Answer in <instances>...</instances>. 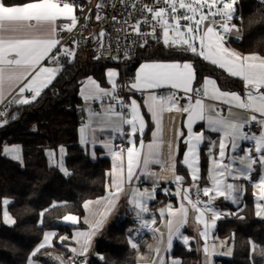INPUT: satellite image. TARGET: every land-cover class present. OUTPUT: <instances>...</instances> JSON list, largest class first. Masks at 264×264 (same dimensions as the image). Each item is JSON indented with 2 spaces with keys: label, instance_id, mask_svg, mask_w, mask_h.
Listing matches in <instances>:
<instances>
[{
  "label": "snow or ice",
  "instance_id": "6c2138e0",
  "mask_svg": "<svg viewBox=\"0 0 264 264\" xmlns=\"http://www.w3.org/2000/svg\"><path fill=\"white\" fill-rule=\"evenodd\" d=\"M237 3L238 0H120L124 12L111 17L112 26L121 40H127L133 46L131 50L155 42L174 50L170 55L190 53L219 67L230 77L239 78L243 94L221 89L210 77H205L199 87H194L197 74L189 61L143 63L127 84L118 82L119 72L114 69L106 72L109 87H103L91 77L81 82L80 96L88 107L86 122L79 130L80 143L91 144L93 157L96 146L106 149L112 168L106 174L111 177L108 196L83 204L91 219L81 221L74 214L62 217V222L72 226L81 222L89 226L86 231L77 229L73 233L77 247L69 250L74 257L84 258L78 264H87L92 239L102 228L119 195L125 191L126 184L130 186L128 202L135 209L138 221L134 232L129 229L133 232L129 243L137 250L139 241L136 237L142 240L145 232L163 244L164 234L154 227L156 214L149 209L160 181L174 184V193L167 187L160 190L179 198V207L174 209L169 204L159 211L162 219L168 218L166 253L171 252L174 238L184 245L189 244L190 238L181 230L188 223L191 210L195 213V222L201 226L199 236L204 241V264H212L217 221L224 215H237L223 212L216 201L222 199L240 207L246 191L241 181L252 184L256 215L264 217V55H241L227 46L231 34L239 31L238 24L243 19L237 13ZM260 3L264 4V0ZM108 7L105 0H100L96 5V21L108 22V17L102 14ZM110 7L115 9L117 5L113 2ZM77 10L83 11L77 0H0V105H3L0 126L8 123L9 109L13 105H30L42 96L63 71L62 59L69 63L75 60L79 41L73 39L70 45L62 43V34L72 33L77 28ZM234 20L237 23H233ZM106 38L112 39L111 34L102 28L96 37L100 50L94 57L97 60L104 58L103 51L113 49V45L105 44ZM115 47L119 51V41ZM129 51L128 48L123 50L125 59L130 58ZM112 59L118 60V56L114 55ZM125 89L127 99L121 95ZM161 89L170 91L161 94L158 91ZM137 92L145 97L143 106L135 98ZM143 108L154 125L152 139L147 143L143 137L149 121ZM172 112L181 114L183 128L175 131L173 139H166L162 121L164 114ZM213 133L219 134L218 137L214 139ZM117 139L122 143L116 144ZM243 142L250 146L243 148L241 153ZM181 143L185 151L179 162L189 171L187 187L184 186L186 177L177 173ZM202 145L207 147L210 163L209 183L203 186L200 183ZM165 150L167 155H164ZM2 154L23 163L20 146L5 145ZM65 155L63 146L59 147L58 157L56 151L48 152L54 166L68 175ZM153 165H159L169 175L153 171ZM257 167L261 174L254 180ZM141 177L151 181V191L137 186ZM14 203L8 198L0 199V219L5 225L16 224L8 210ZM102 203L104 210L95 211L94 206ZM66 206V202H53L50 207ZM47 212L49 209L40 212V224L44 223ZM54 238L67 247L64 242L68 237L46 231L42 241L29 254L27 264H41L39 257L44 254V249L53 247ZM149 248L153 253L151 264H181L177 258L166 260L160 247ZM258 249L264 255V248L250 242L252 253ZM56 260L58 264H65L60 257Z\"/></svg>",
  "mask_w": 264,
  "mask_h": 264
},
{
  "label": "trees",
  "instance_id": "16d2710c",
  "mask_svg": "<svg viewBox=\"0 0 264 264\" xmlns=\"http://www.w3.org/2000/svg\"><path fill=\"white\" fill-rule=\"evenodd\" d=\"M238 1L243 13L245 37L241 44L233 45L242 53L264 55V4L260 0ZM173 51L140 49L125 59L126 73L132 77L139 65L148 60H191L197 84L204 77L212 76L225 89L243 91L239 79L228 76L200 57L190 53L170 55ZM61 63L63 71L42 96L30 105L12 106L8 123L0 126V199L8 198L15 202L8 206V210L16 219L15 225H5L0 219V264H27L29 254L42 241L46 231H56L58 236H71L74 228L61 224L62 217L74 214L82 218L84 202L106 193L110 159L99 154L96 158L91 157L79 142L78 117L83 104L79 90L87 77L107 86L106 72L118 64L84 57L82 52L73 62ZM67 106L70 109H66ZM13 115L14 119L11 118ZM4 143L22 146L23 164L1 154ZM60 146L66 148L68 175L52 166L47 157V150H57ZM183 170L179 162V171L184 174ZM207 173L208 159L205 149H202V185L207 181ZM53 202H66L67 206L51 208ZM43 209H49V212L45 214L44 223L40 224L39 214ZM232 211L237 215L218 220L215 233L218 238H226L233 243V257L217 258L216 264H264V255L259 249L255 253L250 250V242L264 248V219L255 213L251 188L244 198L242 210L234 208ZM129 229L133 232L136 229L130 221L111 225L96 243L95 255L89 264H138V250L130 246L129 237L133 232ZM67 250L55 239L53 247L44 249L39 259L44 264H52L51 254H66ZM173 256L179 258L181 264H193L197 253L176 244Z\"/></svg>",
  "mask_w": 264,
  "mask_h": 264
},
{
  "label": "crops",
  "instance_id": "0c3cea01",
  "mask_svg": "<svg viewBox=\"0 0 264 264\" xmlns=\"http://www.w3.org/2000/svg\"><path fill=\"white\" fill-rule=\"evenodd\" d=\"M59 23V22H58ZM234 43H232V42H230V41H228V47H230L232 50H234V51H236L237 53H239V54H241V55H248V54H252V53H242V52H240L239 50H237L235 47H234V45H233ZM158 61H181V62H183V61H189V62H191V63H193V61H191V60H164V59H162V60H158V59H154V60H148V61H145V62H143V63H146V62H158ZM207 62V61H206ZM143 63H141V64H143ZM207 63H209V64H211L210 62H207ZM140 64V65H141ZM140 65H139V67H140ZM194 65V64H193ZM212 65V64H211ZM213 66H215V65H213ZM139 67L135 70V72H134V74H133V76H132V78H134V76L136 75V73H137V71H138V69H139ZM215 67H217V66H215ZM217 68H219V67H217ZM220 69V68H219ZM222 70V69H221ZM224 71V70H223ZM225 72V71H224ZM226 73V72H225ZM227 74V73H226ZM228 75V74H227ZM229 76V75H228ZM206 77H210V78H212V79H214V80H216L217 81V79L216 78H214V77H212V76H206ZM87 78H89V77H87ZM87 78H85L83 81H85ZM120 78H122V69L120 68V74H119V77H118V82L121 80ZM205 78V77H204ZM203 78V79H204ZM232 78H235V79H239V78H237V77H232ZM203 79L201 80V82H199L198 84H197V81H196V83L194 84V87H199L201 84H202V82H203ZM96 80V79H95ZM240 80V79H239ZM82 81V82H83ZM97 81V80H96ZM241 81V80H240ZM242 82V81H241ZM217 83H218V81H217ZM218 85H219V83H218ZM220 86V85H219ZM103 87H109V85H108V83H107V86H103ZM221 87V86H220ZM221 89H223V90H227V91H235V90H228V89H225V88H223V87H221ZM80 91H81V86H80V90H79V94H80ZM161 94H164V93H167L168 91H170V89H161V90H158ZM235 92H238V93H241V94H243V91H235ZM135 95V98L142 104V106H143V102H144V99H145V97L144 96H142L140 93H135L134 94ZM81 97V96H80ZM81 99H82V97H81ZM82 101H83V116H84V120H85V122H86V119H87V111H86V109H87V107H88V105L84 102V100L82 99ZM181 103H183V102H181ZM222 107H226V106H223L222 105ZM144 112H145V114H146V119L149 121V123H150V127H149V124H148V128L146 129V131H145V135H144V137H143V139L145 140V142L147 143V142H150L151 141V139H152V135H151V133H152V131L154 130V125H153V123L151 122V117H150V115H148L147 114V110H146V108H143L142 109ZM162 125H163V135H164V137L166 138V139H173L174 138V134H175V131L176 130H178V129H182L183 128V123H182V116H181V114L180 113H176V112H172V113H166V114H164V117H163V121H162ZM197 127H199V125L197 126ZM80 128H81V126H79V129H78V131L80 130ZM212 135V137L215 139V138H217L218 137V135L219 134H215V133H213V134H211ZM89 139H90V137H89ZM79 142H80V131H79ZM81 144V143H80ZM116 144H118L117 142H116ZM82 145V147H84L87 151H88V153L90 154L92 151H93V149H92V146H91V144H89V145H83V144H81ZM119 145V144H118ZM250 145H249V143L248 142H243V144H242V149H241V153L243 152V148H246V147H249ZM204 147V148H203ZM202 149H205V154H206V156H207V159H208V172H209V167H210V163H209V157H208V155H207V147H206V145H202L201 146V152H202ZM49 150H51V149H49ZM48 151V150H47ZM94 151H95V157H93L91 154H90V156L91 157H93V158H96L97 157V155L99 154L100 156H105V157H108L109 159H110V161H111V168H112V160H111V157H110V155H108V153H107V150L106 149H103L102 147H100V146H96L95 147V149H94ZM184 151H185V148H184V145L181 143L180 144V147H179V155L177 156V173L178 174H180V175H184L185 177H186V181H187V183H185V187H187L188 186V183H190V177H189V171L186 169V166H184V165H182V163H181V165H182V167H183V171H184V174L182 173V172H180L179 171V161H181L182 160V157H183V153H184ZM164 155H167V151L165 150V152H164ZM48 160H49V158H48ZM227 162V161H226ZM50 163V162H49ZM53 166V165H52ZM152 169H153V171H155V172H157V173H160V174H162V175H169V173L166 171V170H164V169H161V167L159 166V165H153L152 166ZM110 171H111V169H110ZM261 173H260V169L257 167V170H256V172H254L253 173V179L254 180H256V179H258V177H259V175H260ZM207 176H208V173H207ZM242 183H244L245 184V189H246V191H245V193L243 194V197H242V205L240 206V207H242L243 206V203H244V198H245V196H246V194H247V192H248V190L251 188L252 189V193H254V188H253V186H252V184L250 183V182H247V181H241ZM209 183V181L207 180L206 181V183L204 184V185H206V184H208ZM111 184V177L109 176V181H108V184H107V189H106V193L103 195V196H101V197H99V198H96V199H92L93 201L94 200H97V199H100V198H104V197H106V196H108V194H109V188H108V185H110ZM159 184H160V188H158V190H157V194H156V196H155V199H153V201H150V202H152V203H150V212L151 213H154V214H156V225H154V227H159V226H163V232L161 231V233H163L164 234V236H163V247H161V255H164L165 256V259L167 260V259H169V258H177V257H175V256H173V252H174V247H175V245L176 244H178V245H180V246H183L184 248H186L187 250H189V251H191V250H195V252L197 253V255H198V258H197V260L195 261V262H193V264H204V261H205V254H204V252H203V245H204V241L202 240V238L199 236V231H200V228H201V226H199L196 222H195V220H194V216H195V213L194 212H192L191 210H190V212H189V218H188V223L182 228V232H183V235H185V236H188L189 238H190V240H189V244L188 245H184L183 243H182V241L180 240V239H176V238H174L173 239V247H172V249H171V252L170 253H166L165 252V250H164V245H166V242H167V234H168V229H167V227H166V223H167V216H165L163 219L159 216V211L161 210V209H165L169 204H172V206H173V208L175 209V208H177V207H179V198L178 197H176V196H174V195H172V196H169V195H166L164 192H162L160 189H162V188H165V187H167V188H170L171 190H172V192L174 193L175 192V185L174 184H172L170 181H160L159 182ZM202 185V184H201ZM137 186H139V187H141V188H147L149 191H151V189H152V183H151V181H149V180H145L143 177H141V179H140V182L137 184ZM203 186V185H202ZM112 191H114L115 189L113 188V189H111ZM129 190H130V186L129 185H125V191L124 192H122L120 195H119V199L117 200V201H115V204H114V207L112 208V210H111V212L108 214V216H107V218H106V220H105V222H104V224H103V226H102V228L97 232V234L93 237V239H92V243H94V241L96 240V238H98L99 236H102L101 238H103L104 236H103V233H104V230H106V229H108L111 225H113L114 223H115V221H117L120 217H123V216H129V217H131V218H133L135 221H137L136 220V218H135V209L133 208V206L128 202L129 201ZM254 196V195H253ZM216 204L218 205V207L221 209V210H228V211H230V212H233L232 210L234 209V208H236L237 210L238 209H240V207H238L237 205H235V204H232L230 201H224V200H222V199H218L217 201H216ZM229 205H231V206H229ZM153 208H155V210H154V212H153V210H152V207ZM254 207H255V198H254ZM94 209H95V211H97V212H100V211H103L104 210V205H103V203L102 204H100V205H95L94 206ZM255 213H256V210H255ZM257 217H259V218H261L262 219V217L261 216H257ZM85 218H90L91 219V217H89L88 216V213H87V211L84 209V215H83V217L82 218H80L81 219V221H83ZM263 219H264V217H263ZM138 222V221H137ZM60 223L61 224H63V225H65V226H70V227H73L74 229H73V232H72V235L71 236H69L68 234H64L63 236H66V237H68V239H67V243H65L66 245H67V253L69 252V253H71V251L69 250L71 247H73V245H75L76 246V244H75V241L73 240V233L77 230V229H79V228H81V227H86V224H83L82 222L80 223V224H78V225H76V226H72V225H67V224H65L64 222H62V220L60 221ZM217 223H218V221H217ZM135 227L137 228L138 227V224H135ZM216 228H217V224H216ZM216 228H215V230H214V233H213V237H214V239H215V242H216V249H215V254L211 257V262H212V264H213V261H216V259L217 258H223V257H221L219 254H220V252H221V246H219V245H221L220 244V242L221 241H226L225 239L224 240H221L220 238H218L217 237V235H216ZM159 229V228H158ZM56 232V231H55ZM194 233L196 234V238H195V236H194ZM140 238V239H139ZM55 239L56 238H54V240H53V245H54V243H55ZM136 239L139 241V243H140V246H139V248H138V253H137V262H138V264H140V262H139V260H141V259H143V260H145L144 261V263L143 264H149L148 262H149V260L151 259V255L153 254L151 251H150V248H149V245H152V249H155V247L153 246V245H155L153 242H155L153 239H152V234L151 233H147V232H145L144 233V236H143V239L141 240V237H136ZM94 240V241H93ZM51 248V247H50ZM52 256H51V262H53V260H54V253L53 254H51ZM58 255H62V258H63V260L66 262V259L64 258V253L63 254H58ZM147 257V258H146ZM177 259H179V258H177ZM180 260V259H179ZM181 261V260H180ZM41 264H44V263H42L41 262ZM70 264V263H69Z\"/></svg>",
  "mask_w": 264,
  "mask_h": 264
},
{
  "label": "built area",
  "instance_id": "2783aa9c",
  "mask_svg": "<svg viewBox=\"0 0 264 264\" xmlns=\"http://www.w3.org/2000/svg\"><path fill=\"white\" fill-rule=\"evenodd\" d=\"M78 4L82 7L83 11L77 10L76 15L78 17V24H77V28L72 32V33H63V41L62 43L65 44H71V41L73 39H76L79 41L78 47H77V53H76V58L77 56L82 52L84 57H91L94 60V57L98 54H100V50H98L97 48V35L98 33L101 31L102 28L106 29L108 33L111 34L112 39H105V44H111L113 45V49L112 51H103V57L102 59L99 60H103L106 62H110V63H116L118 64V66L122 69V78L119 81V83L121 84H127L130 82V80L132 79V77L128 76L126 73V64H125V57L122 54L123 50L125 48H128L129 51V55L137 52L140 49H149V50H153L155 48H164V49H168L166 48L162 43H155V42H150L149 45L147 47L144 48H140V47H135L134 50H131L133 48L132 45H130L128 43L127 40H121L120 39V35L115 32L113 30V26H112V21H111V17L112 16H116L120 13L124 12V8L123 6L120 4V0H105V3L109 5L108 8H106L102 14L108 17V22L105 23L104 21H96L95 20V14H96V5L100 2V0H77ZM115 2L117 7L115 9H112L110 7V5ZM236 9H237V13L243 18V13L241 10V5L240 2L238 1L237 5H236ZM91 17V19H86V17ZM233 23H237V21H233ZM239 27V31L238 32H233L229 38L228 41L235 43V44H241L244 40L245 37V32H244V26H243V19L242 22H240L238 24ZM159 35V33H158ZM237 37H239V39H237ZM119 41L120 43V49L119 51H117L115 45L117 44V42ZM117 55L118 56V60H113L112 56ZM75 58V59H76ZM61 62H67L65 60H61ZM47 63V62H45ZM69 63V62H67ZM121 95L127 99L128 96V92L127 90H123L121 92ZM183 102V101H181ZM7 103V101H6ZM14 106V105H13ZM93 107H95V105H93ZM3 108V105H0V109ZM66 109H70L69 106H67ZM10 110V109H9ZM78 123L80 126L84 125L85 120H84V116H83V105L80 106V112H79V117H78ZM255 130V129H254ZM116 142L118 144H121L122 142L117 139ZM125 147H127V144H124ZM201 199H206L204 197H201ZM126 217L129 216H123L120 217L118 221H124V219H126ZM130 220L134 223V224H138L137 221H135L133 218L129 217ZM71 254H68L66 256L67 260L71 259ZM93 256L91 254H89L87 256V264H89V261L91 260ZM83 257L77 258V259H73L75 260L76 264H78V262L80 260H83Z\"/></svg>",
  "mask_w": 264,
  "mask_h": 264
},
{
  "label": "rangeland",
  "instance_id": "374dc122",
  "mask_svg": "<svg viewBox=\"0 0 264 264\" xmlns=\"http://www.w3.org/2000/svg\"><path fill=\"white\" fill-rule=\"evenodd\" d=\"M245 31V30H244ZM110 69H114V70H116V71H118L119 72V74H120V67L119 66H116V65H113V66H111V67H109L108 68V70H110ZM107 70V71H108ZM91 78H93V77H91ZM94 79V78H93ZM5 145H7V146H20L21 147V149H22V146L20 145V144H8V143H4L3 145H2V148H3V146H5ZM64 147V146H63ZM2 148H1V154H2ZM64 149L66 150V148L64 147ZM58 150H59V148L57 149V150H53V149H51V150H48L47 151V157L49 158V162H50V164L51 165H53L54 166V164H53V160H52V158H50L49 156H48V152L49 151H56L57 152V157H58ZM3 155V154H2ZM65 157H66V155H65ZM9 158H11V157H9ZM22 158H23V156H22ZM12 159V158H11ZM18 162V161H17ZM23 164V163H22ZM66 166V165H65ZM60 170V169H59ZM61 171V170H60ZM62 172V171H61ZM63 173V172H62ZM69 173V172H68ZM64 174V173H63ZM151 201H153V200H151ZM150 203H152V202H149V208H150ZM152 207V206H151ZM152 210H153V212H154V210H155V208H153L152 207ZM223 212H225V213H233V212H230V211H228V210H222ZM232 216H234V215H224L222 218H225V217H232ZM262 219H263V217H262ZM119 220V219H118ZM115 221V225H118V224H121L122 222H125V221H130L133 225H135L131 220H130V218L129 217H126V219H124V221ZM65 224H67V223H65ZM67 225H70V224H67ZM88 225H86V227L84 226V227H81V228H79V230H81V231H86V230H88ZM111 227V226H110ZM109 227V228H110ZM108 228V229H109ZM156 228V227H155ZM157 228H159V231L161 232H163V226H159V227H157ZM108 229H106V230H104V233H103V236H105V234H106V232H107V230ZM194 236H195V238L197 237L196 236V234L194 233ZM102 236H99L98 238H96V240L94 241V243H92L91 244V247L89 248V251H88V253H87V256L89 255V254H91L93 257H94V255H95V247H96V243L99 241V240H101L102 238H101ZM140 239V238H139ZM152 239L155 241V242H153L155 245H153L155 248L156 247H160V249H161V247H163V245L161 244V241L158 239V238H156V237H154L153 235H152ZM221 240H224V239H221ZM225 240L226 241H221L220 242V244L221 245H219V246H221V252H220V256L221 257H223V258H226V259H231L232 257H233V252H234V245H233V243L232 242H230L228 239H226L225 238ZM138 241V240H137ZM223 242V243H222ZM139 246H140V243H139ZM73 247H77V245L75 246V245H73ZM68 254H71V259L70 260H67V258H66V256L68 255ZM54 256V260H53V262H52V264H58V261L56 260V258L57 257H60V258H62V255H58V254H54L53 255ZM92 257V258H93ZM64 258L66 259V262H65V264H74V258L75 259H77V258H80V257H74L73 256V253L71 252V253H66L65 254V256H64ZM147 258V257H146ZM197 258H198V255H197V257H196V260H197ZM63 259V258H62ZM146 260V259H145ZM145 260H143V259H141V260H139V262H140V264H143L144 263V261ZM153 260V254L151 255V259L149 260V264H151V261ZM195 260V261H196ZM194 261V262H195ZM213 264H216V261H213Z\"/></svg>",
  "mask_w": 264,
  "mask_h": 264
},
{
  "label": "clouds",
  "instance_id": "9594fccd",
  "mask_svg": "<svg viewBox=\"0 0 264 264\" xmlns=\"http://www.w3.org/2000/svg\"><path fill=\"white\" fill-rule=\"evenodd\" d=\"M149 247H152V245H149Z\"/></svg>",
  "mask_w": 264,
  "mask_h": 264
}]
</instances>
